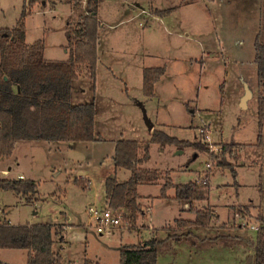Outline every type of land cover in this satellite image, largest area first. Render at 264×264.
Segmentation results:
<instances>
[{
	"label": "rangeland",
	"instance_id": "obj_1",
	"mask_svg": "<svg viewBox=\"0 0 264 264\" xmlns=\"http://www.w3.org/2000/svg\"><path fill=\"white\" fill-rule=\"evenodd\" d=\"M24 5L28 0H0V28H13ZM172 6L177 10L163 18L152 14L155 8ZM82 10L67 0L35 2L23 17L26 42L44 38L46 58L66 59L65 26L68 19L75 23ZM97 18L100 55L95 87L81 69L71 101L95 103V128L101 139L71 143V148L61 142H17L12 155L0 159V170L9 166L8 178L23 174L38 186L33 203L27 205L22 196L0 190V205L6 204L11 223L58 224L66 242L61 264H82L86 258L119 264L120 247H133L151 236L160 242L157 264H255V231L250 226L257 227L259 217H264V115L260 126L257 115V97L264 95V86L258 85L254 41L258 37L264 43V0H104ZM151 66H164L165 72L154 95L146 98L142 69ZM244 83L253 96L242 107ZM79 87L84 90L80 95ZM204 124L217 151L222 143L233 144L228 154L239 159L235 162L228 154L227 159L235 165L234 173L218 168L221 153L215 157L200 140L198 130ZM149 125L206 149L151 144L150 158L140 167L159 170L161 184L194 181L205 198L185 207V202L171 198L173 188L167 189V199L158 197L161 185H139L138 202L142 209L150 206L146 213L151 229L142 225V213L127 228L98 234L87 207L105 206L106 178L123 182L130 175L129 170L114 168L113 143L146 140ZM56 144L58 151L47 149ZM77 176L89 182L88 188L74 182ZM238 205H248V210L234 214L232 207ZM204 209L211 212L205 226L175 224L177 219L195 220V211ZM26 254L4 249L0 259L25 264Z\"/></svg>",
	"mask_w": 264,
	"mask_h": 264
},
{
	"label": "trees",
	"instance_id": "obj_2",
	"mask_svg": "<svg viewBox=\"0 0 264 264\" xmlns=\"http://www.w3.org/2000/svg\"><path fill=\"white\" fill-rule=\"evenodd\" d=\"M39 0H28L21 17L11 29L0 28V159L9 157L18 141H44L48 143H75L100 141L96 134V106L93 101L72 104L74 82L81 69L93 82L98 62L97 41L100 21L97 18L99 6L104 0H67L71 7L82 6V13L75 23L65 28L67 51L65 60H48L44 57L42 39L26 42L23 17L30 13L32 5ZM28 9V11H27ZM173 8L152 10L156 16H164ZM254 62L258 85L264 86V43L256 37L254 41ZM164 66H151L142 69V93L146 98L154 95V86L164 74ZM259 126L264 115V95L257 97ZM260 136H258V141ZM151 144L161 147L174 145L177 149L193 147L204 151V145L197 141L178 139L153 128L149 138L119 139L115 142L112 156L115 169L130 171L129 177L119 182L114 176L104 181L105 204L123 212L128 221H135L142 214L138 202L137 187L140 184L157 183L161 178L159 170L140 167L150 158ZM233 144H221V157L218 168H228L233 173L235 165L228 161L227 154ZM229 155V154H228ZM236 162L238 155H229ZM74 182L85 187L83 178ZM38 184L31 179L0 177V189L22 196L26 204L33 203ZM173 188L171 197L192 207L193 203L205 198L203 188L194 181L173 183L165 181L160 188V197H167L166 191ZM234 214H243L248 205L232 207ZM243 209V210H242ZM210 210H196L195 220L177 219L180 227L191 225L205 226L211 215ZM59 228L49 222L11 225L0 223V250L16 249L27 251L25 264H61V256L55 249V237ZM58 238V237H57ZM160 242L151 236L133 247L119 249V264H157V246ZM253 260L264 264V217H259L253 241ZM0 264H8L0 262ZM82 264H99L84 259Z\"/></svg>",
	"mask_w": 264,
	"mask_h": 264
},
{
	"label": "built area",
	"instance_id": "obj_3",
	"mask_svg": "<svg viewBox=\"0 0 264 264\" xmlns=\"http://www.w3.org/2000/svg\"><path fill=\"white\" fill-rule=\"evenodd\" d=\"M209 132L210 131L208 130V126L205 124L202 125V127L198 130V133L200 135V140L203 143L208 145V147L210 148V151L213 154L217 152L221 153V147L218 151L216 150V148H213ZM232 151H234V149H232ZM215 157H216V154H215ZM211 165H212V162L207 163L206 168H210ZM203 178H204V183L208 181V177H203ZM87 212H88L90 219L92 220L95 231L98 234L110 233L116 228H119V227L127 228V226L130 225L129 221L124 218L123 212H121L120 210L112 209L107 204H105L104 207L99 208V209L96 208L95 206H89L87 208ZM2 222L4 221H0V223ZM250 228L253 230L257 229V227H254V226H250Z\"/></svg>",
	"mask_w": 264,
	"mask_h": 264
},
{
	"label": "crops",
	"instance_id": "obj_4",
	"mask_svg": "<svg viewBox=\"0 0 264 264\" xmlns=\"http://www.w3.org/2000/svg\"><path fill=\"white\" fill-rule=\"evenodd\" d=\"M168 8H173L172 10H171V12H173V11H176L177 10V6H172V7H168ZM165 9H167V8H165ZM31 12V11H30ZM168 14V13H167ZM163 17H165V15L164 16H162V18ZM77 20V19H76ZM99 20V19H98ZM100 21V20H99ZM74 22H71L70 21V19H68V21H67V23H66V26H65V28L68 26V25H70V24H73ZM173 25L171 24V27H172ZM42 40L44 41V38H42ZM45 42V41H44ZM29 43V42H28ZM45 45V44H44ZM100 44H99V42L97 41V56H98V62H99V55H100V50H99V46ZM65 45H63V47H64ZM65 50V49H64ZM65 52L67 53V51L65 50ZM68 55V54H67ZM44 57H45V47H44ZM45 59H48V58H46L45 57ZM48 60H56V59H48ZM65 60V59H64ZM182 61H185V58L184 59H182ZM97 62V63H98ZM141 83H142V81H141ZM244 84H246V83H244ZM247 85V84H246ZM93 86L95 87V81L93 82ZM141 89H142V86H141ZM250 89V88H249ZM83 91L84 90H82L81 89V87H79V90H78V93H79V95L80 94H82L83 93ZM250 92H251V97L253 96V93H252V91L250 90ZM242 96V95H241ZM245 105H246V103H245ZM153 127V126H152ZM96 129V128H95ZM149 133H150V130L148 129V135H149ZM117 140H115L114 141V143H113V146H115V142H116ZM19 142V141H18ZM30 142H37V143H39L38 141H30ZM96 142H99V141H94V142H86V143H96ZM17 144V143H16ZM16 144H15V146H16ZM15 146H14V148H15ZM47 147H49V148H47L49 151H51L50 150V148L51 149H53V150H56V151H58L59 149H60V146H58L57 144L56 145H50V146H47ZM67 147H72L71 146V144H68V146ZM14 151V150H13ZM113 151H114V147H113ZM13 153V152H12ZM12 155V154H11ZM10 155V156H11ZM9 156V157H10ZM10 170V167L8 166V170H5V169H1L0 170V172H1V174H2V176L3 177H7L8 178V171ZM169 178H170V176H168ZM17 178H21V179H25V177H24V175L23 174H18V177ZM75 178H79L78 176L77 177H75ZM84 180H85V178H83ZM173 182V181H172ZM88 183L89 182H86V180H85V188H88ZM174 183V182H173ZM156 184H158V185H162L160 182H157ZM140 185H142V184H140ZM1 190V189H0ZM1 191H3V190H1ZM4 192H7V191H4ZM103 193H104V191H103ZM138 194V193H137ZM138 196H139V194H138ZM166 196L167 197H164V198H167V199H169L170 198V196L169 195H167L166 194ZM140 197V196H139ZM158 197H160V196H158ZM25 199V198H24ZM24 204H26L25 202H24ZM27 205V204H26ZM141 205V204H140ZM5 206H6V204H4V206L3 205H0V221H4V222H8V223H10L11 225H14V224H12L11 223V220L8 218V214L9 213H6L5 212ZM91 206H93V205H91ZM185 207L187 206V204H185L184 205ZM88 208V207H87ZM142 208V207H141ZM146 209H150V206H146ZM146 209L144 208V209H142V213H143V215L142 216H146V219H144V224H142V225H144V227H147V228H149V229H151L149 226H147V223H148V213H146L147 211H146ZM187 209V208H186ZM68 220H69V217H68ZM66 223L67 224V221L66 222H64V221H60V222H57V223ZM26 224H28V223H26ZM17 225H23V224H17ZM58 228H59V225L58 224H55ZM141 225V226H142ZM251 225V224H250ZM67 227H69V226H67ZM67 227L65 226V225H61V228H65L66 230H67ZM254 227H256V226H254ZM251 229V228H250ZM251 230H253V229H251ZM153 231V228H152V230H150V233ZM255 231V230H254ZM65 232H63V231H59V235L62 237V239H61V241L62 242H59V236H58V238L55 240V241H57V243H58V246H57V252L59 253V255L61 256V250H63L64 249V245H65V240H64V236H63V234H64ZM144 241V240H143ZM1 256V255H0ZM26 257H27V254H26ZM0 262H3L1 259H0ZM4 263H7V262H4ZM25 263H26V260H25ZM8 264H10V263H8Z\"/></svg>",
	"mask_w": 264,
	"mask_h": 264
},
{
	"label": "water",
	"instance_id": "obj_5",
	"mask_svg": "<svg viewBox=\"0 0 264 264\" xmlns=\"http://www.w3.org/2000/svg\"><path fill=\"white\" fill-rule=\"evenodd\" d=\"M244 89H245L244 90L245 92H244V95H243V97L241 99V106L242 107H245L246 101L251 97L250 89H249V87L246 84H244ZM148 129L151 131L152 125H149ZM251 259H252V257L249 258V260H251Z\"/></svg>",
	"mask_w": 264,
	"mask_h": 264
}]
</instances>
